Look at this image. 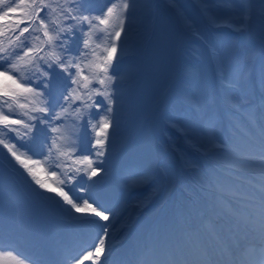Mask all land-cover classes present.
Listing matches in <instances>:
<instances>
[{
	"label": "snow or ice",
	"instance_id": "6c2138e0",
	"mask_svg": "<svg viewBox=\"0 0 264 264\" xmlns=\"http://www.w3.org/2000/svg\"><path fill=\"white\" fill-rule=\"evenodd\" d=\"M142 7L137 0H107L101 7L92 0H0L3 171L72 227L51 250L6 232L0 264H105L112 256L125 209L97 191L98 174L128 121L141 115L137 90L168 47L161 41L151 58L146 54ZM210 7L203 16L211 29L243 34L258 28V94L246 71L251 52L244 51L241 63L227 48L210 50L216 78L209 85L194 73L201 86L183 105L191 119L161 117L165 130L183 141L179 159L191 187L137 229L115 264H264V0L229 5L225 17ZM186 26L202 39L199 29ZM175 82L184 86L180 76ZM58 174L66 182H46ZM149 179L132 172L124 185L131 193ZM66 183L79 195H70Z\"/></svg>",
	"mask_w": 264,
	"mask_h": 264
},
{
	"label": "rangeland",
	"instance_id": "374dc122",
	"mask_svg": "<svg viewBox=\"0 0 264 264\" xmlns=\"http://www.w3.org/2000/svg\"><path fill=\"white\" fill-rule=\"evenodd\" d=\"M148 57H149V55H148Z\"/></svg>",
	"mask_w": 264,
	"mask_h": 264
}]
</instances>
